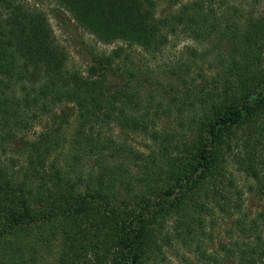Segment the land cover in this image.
<instances>
[{
  "label": "trees",
  "instance_id": "obj_1",
  "mask_svg": "<svg viewBox=\"0 0 264 264\" xmlns=\"http://www.w3.org/2000/svg\"><path fill=\"white\" fill-rule=\"evenodd\" d=\"M50 1L106 44L196 46L165 70L168 101L143 98L112 85L121 46L71 69L45 11L0 0V264H264L256 222L217 247L208 230L241 212L236 173L264 199V5Z\"/></svg>",
  "mask_w": 264,
  "mask_h": 264
},
{
  "label": "rangeland",
  "instance_id": "obj_2",
  "mask_svg": "<svg viewBox=\"0 0 264 264\" xmlns=\"http://www.w3.org/2000/svg\"><path fill=\"white\" fill-rule=\"evenodd\" d=\"M30 6L41 8L48 16L49 23L52 27L53 34L57 43L65 49L67 53V65L71 69L79 70L85 73L89 65L92 63L91 58L94 54H109L118 46L123 48L120 56L115 57L114 68L117 69V75L111 76L112 85H120L128 82L136 90L138 94L146 98L153 95L158 101H168L163 97V90L170 89V83L174 88L180 87L175 84L166 75V69L173 64L180 55L182 50L187 46H196L195 42L185 37L173 39L166 50L155 58L150 57L144 53L139 47H129L122 42H114L106 44L97 40L93 35L83 31L76 24L69 19L65 14H57L56 6L50 0H20ZM190 0H155L156 12L158 16H165L180 7L183 3ZM241 7L260 8L264 5V0H229ZM167 65V67H166ZM137 69V70H136ZM137 71L143 75H150L153 79L151 82H144L139 79L131 78L127 74L128 71ZM160 82V89L158 85L153 84L154 81ZM163 89V90H162ZM62 111L72 114L70 125L67 127V132H70L74 126L76 108L73 104H67L62 107ZM167 121V120H164ZM135 143L142 141V137H135ZM238 183L242 188L244 195L242 201L241 212L232 218H223L221 216L215 217V223L208 228L212 233L214 247L220 243H230L234 239L240 238L238 221L244 222L247 226L256 222L259 226L264 227V199L259 198L256 193L249 190L248 186L253 185L251 181L245 180L242 175L236 173Z\"/></svg>",
  "mask_w": 264,
  "mask_h": 264
}]
</instances>
